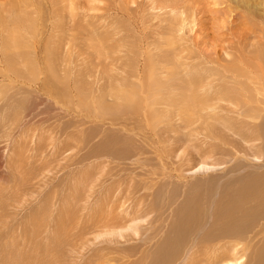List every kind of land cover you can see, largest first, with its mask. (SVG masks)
<instances>
[{
    "label": "rangeland",
    "instance_id": "1",
    "mask_svg": "<svg viewBox=\"0 0 264 264\" xmlns=\"http://www.w3.org/2000/svg\"><path fill=\"white\" fill-rule=\"evenodd\" d=\"M33 1L36 26H0V264H154L181 207L204 204L250 264L264 237L251 196L264 192V0ZM233 65L242 86L263 80L250 104L215 98L236 87ZM151 79L166 87L142 90Z\"/></svg>",
    "mask_w": 264,
    "mask_h": 264
},
{
    "label": "bare ground",
    "instance_id": "2",
    "mask_svg": "<svg viewBox=\"0 0 264 264\" xmlns=\"http://www.w3.org/2000/svg\"><path fill=\"white\" fill-rule=\"evenodd\" d=\"M1 1H4V2H1ZM28 2H29V0H0V26H12V28H13V26H16V27L17 26H36L35 19L37 17L34 16L33 13L37 14V12H39V11H36V9L33 10L34 9L33 8V9H31V11L33 10L34 12L33 11L30 12L28 10V9H30L29 8L30 6H29ZM33 2L34 1L32 0L31 5H32ZM178 7L179 6H177V8ZM171 10H174V8L171 9ZM178 15H179V18L178 19L175 18L176 23H177L176 26H169L171 31H173V30H174V32L177 31V30L182 31L184 29V27H186V26H183V25L188 24V18L186 16H184V10H183V12L178 13ZM193 19L191 18V21L193 22L191 24V27H192V25H194V23H196V22H194ZM11 40L12 39H10V41ZM2 41H4L3 44H2V45H4L6 40H2ZM11 43H14V41L12 40ZM11 45H13V44H11ZM6 46H8V45H6ZM6 50L8 51V47L4 51L6 52ZM4 54L7 55V53H4ZM258 60H260V59H258ZM229 63H230V61H229ZM227 65H228V62H227ZM244 65H246L248 68L250 67L246 63ZM239 66H240V63H239ZM240 68L241 67L238 68L235 65L230 66V67L227 68V72H229L231 74V78L233 79L234 84H235V86L237 88L236 87H233V88L224 87V88H222L223 89L222 92L219 93L217 95V97L215 96V98L217 100L226 101V102L232 103V104H237V103H239V100L237 99V95L239 93H243L245 103H249L250 104V100L252 98L249 96V92L250 91H254L256 94H259V91L261 89H263V82H262L263 80L258 78V77L256 78V81H254L252 79V81H253L252 84H255V86H253L252 88L249 87V86H246L244 83H243V86H242L241 82H239L238 79L241 78V77H245L247 79V74L244 73ZM248 68H246V69H248ZM249 70H250L249 71L250 74L253 73L252 69L249 68ZM150 76L152 77V68H150L149 71H148V78L149 79H150ZM195 82H196L195 83L196 85L200 84L201 88L203 90H205L206 92H209V89H211V87H212L211 83H207V82L203 83L202 79H200V78H199V80H197ZM257 84L260 85L259 88H258ZM165 87H166V85L160 84L157 81L153 82L152 79H151L146 85H142L141 89L145 90L147 92H160ZM262 94H264V93H262ZM213 98L212 99L210 98L209 101L213 100ZM193 99H195L194 96L192 97V100L185 99L184 100V104H186V105L193 104L194 106H205V96L202 97V98H198L197 100H194V101H193ZM130 102L132 103L131 98H130ZM208 168L209 167L202 166L198 170H196V172L200 171L202 169H208ZM250 180H252V179H250ZM232 189H234V187ZM251 196L254 197V199L255 198L256 199L263 198L264 197V192H263V190L262 191L260 190V193L258 192L257 195L255 193H252ZM193 205H195V204H193ZM204 206H205V204L202 205V206H199L200 210H198L196 208H194V210H193L191 208V209H188L187 211H186L185 207H181V211L183 210V211H185V213L182 212L184 215H181L179 219L175 218L171 222V224H170V226L168 228V231L166 232V236H165V239H167V240H164V242H163L164 247L163 248L159 247V249L157 248L158 251L156 253L155 259H157L158 262L154 261L155 262L154 264H157L159 262H160L159 264H161L162 261H163V264H171V258L174 257V256H175V259L177 258L176 261L178 260L176 264H233V262H237V264H241V261H239V260L242 258V256L241 257L240 256L237 257V255H238V247H239V245L241 243H239V242H237V244H233L232 243V246H230V245L222 244L221 242L223 240L228 239V238L237 239V240L238 239L241 240V239H244V238L238 237V235H237V237L233 236L232 235L233 233L231 234V233H229V231L226 232L225 234L217 235V233L214 231V229L216 228V226L218 224V223H216V220H217L219 215H217L215 213V212H218V210H216L215 208L212 207L213 211H211L208 216H210L209 218H212L213 222L211 224L209 222L206 223L207 213L204 211V209H205ZM111 212H112V208H111ZM107 215L109 216L110 214H107ZM235 217H236V214L232 215L231 219L233 220ZM111 219L114 220V218H111ZM100 222L98 221V223H100ZM105 222H104V225H105ZM96 224H97V222L95 223V225ZM97 225L99 226L100 224H97ZM263 228H264V226H263ZM83 232H85V231H83ZM120 233H121V231H120ZM80 238H82V237L80 236ZM84 242H86V241H84ZM161 245H162V243H161ZM183 245L185 246V249H183L184 252H183V256L181 257L182 251L179 252V250H180L179 248H181ZM172 246L175 247V250L178 248L179 249L178 252H175V250H174V252H171L170 250H171ZM74 249H75V246H73V250ZM252 254H253V256L251 257V260L249 262L250 264H264V237L261 239L260 244L255 247V249L252 252ZM227 257L228 258H233L234 261H232V262L229 261L227 259ZM122 259H123V257H122ZM174 260H173V263L175 262ZM103 261L105 262V259ZM100 262H102V261H100ZM76 263H77V261H76ZM90 263H92V262H90ZM92 264H95V262L92 263ZM105 264H106V262H105Z\"/></svg>",
    "mask_w": 264,
    "mask_h": 264
}]
</instances>
